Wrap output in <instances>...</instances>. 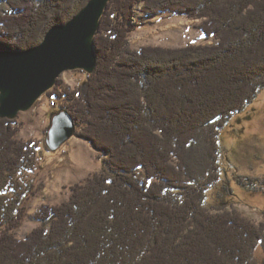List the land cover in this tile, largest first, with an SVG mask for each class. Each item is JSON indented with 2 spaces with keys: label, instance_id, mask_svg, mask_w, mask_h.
Here are the masks:
<instances>
[{
  "label": "trees",
  "instance_id": "16d2710c",
  "mask_svg": "<svg viewBox=\"0 0 264 264\" xmlns=\"http://www.w3.org/2000/svg\"><path fill=\"white\" fill-rule=\"evenodd\" d=\"M89 1L0 0L13 11L0 15V51L35 48ZM136 9L200 20L216 43L133 49ZM101 23L95 72L47 95L64 101L107 170L73 185L67 201L41 205L43 225L21 239L26 202L40 190L30 176L40 147L0 118V264H264V219L207 205L220 130L264 89V0H112ZM237 182L260 189L254 178Z\"/></svg>",
  "mask_w": 264,
  "mask_h": 264
},
{
  "label": "rangeland",
  "instance_id": "374dc122",
  "mask_svg": "<svg viewBox=\"0 0 264 264\" xmlns=\"http://www.w3.org/2000/svg\"><path fill=\"white\" fill-rule=\"evenodd\" d=\"M12 12L6 3L0 2V15ZM200 22L170 13L156 17L147 16L136 9L135 20L130 22L132 31L128 45L139 49L143 46L179 48L187 44L216 43V40L207 38L198 28ZM86 79L85 72L70 71L63 73L57 84L59 83L61 88L74 90L80 88ZM47 94L30 111L21 112L16 118L20 127L18 138L23 141H37L40 147L37 168L30 175L40 190L26 202L23 222L15 231L21 239L43 225L34 219V214L41 205H56L67 201L73 185L84 183L90 175L102 172L106 167L105 156L80 139L77 133L58 151L51 152L46 149L51 119L61 111L60 105L64 102L54 98L56 103L53 105V98ZM219 146L220 180L207 191V205L226 207V210L235 209L256 222L263 221L264 89L259 91L253 103L234 114L220 130ZM143 172L144 170H139L138 176L144 178ZM237 177L254 178L260 189L254 190L240 185Z\"/></svg>",
  "mask_w": 264,
  "mask_h": 264
},
{
  "label": "water",
  "instance_id": "95a60500",
  "mask_svg": "<svg viewBox=\"0 0 264 264\" xmlns=\"http://www.w3.org/2000/svg\"><path fill=\"white\" fill-rule=\"evenodd\" d=\"M111 1L90 0L67 24L54 25L35 48L0 51V118L13 120L30 111L65 72H95L99 63L94 40ZM75 133L73 118L59 111L47 133L48 150L58 151Z\"/></svg>",
  "mask_w": 264,
  "mask_h": 264
},
{
  "label": "built area",
  "instance_id": "2783aa9c",
  "mask_svg": "<svg viewBox=\"0 0 264 264\" xmlns=\"http://www.w3.org/2000/svg\"><path fill=\"white\" fill-rule=\"evenodd\" d=\"M86 76H87V73H86ZM55 103H56V101H55L54 98H53V103H52V104L54 105Z\"/></svg>",
  "mask_w": 264,
  "mask_h": 264
},
{
  "label": "bare ground",
  "instance_id": "6f19581e",
  "mask_svg": "<svg viewBox=\"0 0 264 264\" xmlns=\"http://www.w3.org/2000/svg\"><path fill=\"white\" fill-rule=\"evenodd\" d=\"M41 99H42V98H41ZM41 99H40V100H41Z\"/></svg>",
  "mask_w": 264,
  "mask_h": 264
}]
</instances>
